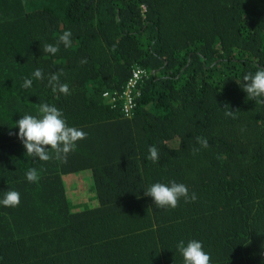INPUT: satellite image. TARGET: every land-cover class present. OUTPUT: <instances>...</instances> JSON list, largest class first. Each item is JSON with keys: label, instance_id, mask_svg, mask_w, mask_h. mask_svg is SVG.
Wrapping results in <instances>:
<instances>
[{"label": "trees", "instance_id": "1", "mask_svg": "<svg viewBox=\"0 0 264 264\" xmlns=\"http://www.w3.org/2000/svg\"><path fill=\"white\" fill-rule=\"evenodd\" d=\"M66 30L72 46L45 53ZM138 68L127 116L119 96ZM258 68L264 0H0V200L21 195L0 204V264H184L177 245L193 239L212 264H264V104L242 88ZM61 70L70 95L49 87ZM43 103L88 134L66 161L28 156L19 138ZM172 181L197 199L144 195Z\"/></svg>", "mask_w": 264, "mask_h": 264}, {"label": "clouds", "instance_id": "2", "mask_svg": "<svg viewBox=\"0 0 264 264\" xmlns=\"http://www.w3.org/2000/svg\"><path fill=\"white\" fill-rule=\"evenodd\" d=\"M60 44L65 48L72 46L71 31H64L58 38L56 45L44 44L43 51L51 55H56L60 50ZM81 63H87L82 60ZM33 78L36 80L44 79L43 69L37 68L33 72ZM64 75L63 70L52 73L48 76L49 87L53 92H59L64 95H70V87L67 83L61 82V76ZM243 90L247 93L249 100H255L257 104H264V68H258L255 73L248 72L243 76ZM24 88L32 87V79L25 78L22 85ZM228 111L226 116L236 118L235 114L238 110H232L230 106H225ZM19 128V138L22 141L27 155L38 157L41 161H49L51 159L65 160L67 156L76 150L77 143L87 138V133L82 129L70 127L64 117V113L55 105L47 103L38 105V115H24L16 122ZM197 143L203 148L209 147L208 140L205 137H197ZM149 159L153 162L159 161V149L152 145L148 149ZM199 149H193L198 152ZM54 154V155H53ZM26 178L29 182L36 183L40 179V173L35 168H30L26 172ZM144 195L151 197L155 206L159 208L178 207L181 199L185 203L194 202L197 199L196 194H190L189 189L182 183L175 181L170 184L154 183ZM21 202V195L18 191L8 190L5 192L4 198L0 200V204L5 207H17ZM178 251L182 254L184 264H212V257L209 252L204 250L202 242L198 240H190L187 245L181 240L177 245Z\"/></svg>", "mask_w": 264, "mask_h": 264}, {"label": "built area", "instance_id": "3", "mask_svg": "<svg viewBox=\"0 0 264 264\" xmlns=\"http://www.w3.org/2000/svg\"><path fill=\"white\" fill-rule=\"evenodd\" d=\"M145 72L142 69H136L133 71L132 76L130 77L126 89H124L123 93L119 96L121 100L124 101L123 111L127 116H129L135 105V96L134 90L138 86L139 82L144 79ZM105 98L110 97L109 93H106Z\"/></svg>", "mask_w": 264, "mask_h": 264}, {"label": "rangeland", "instance_id": "4", "mask_svg": "<svg viewBox=\"0 0 264 264\" xmlns=\"http://www.w3.org/2000/svg\"><path fill=\"white\" fill-rule=\"evenodd\" d=\"M87 187V186H86Z\"/></svg>", "mask_w": 264, "mask_h": 264}]
</instances>
